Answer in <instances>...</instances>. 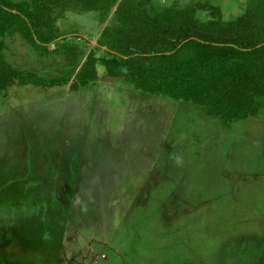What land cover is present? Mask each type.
<instances>
[{"label":"rangeland","instance_id":"1","mask_svg":"<svg viewBox=\"0 0 264 264\" xmlns=\"http://www.w3.org/2000/svg\"><path fill=\"white\" fill-rule=\"evenodd\" d=\"M121 1L107 15L74 5L45 47L2 39L24 76H73L0 92V264H264V109L215 119L108 78L100 61L97 81L71 90L89 55L115 59L99 42ZM176 1L234 21L248 0H152Z\"/></svg>","mask_w":264,"mask_h":264},{"label":"trees","instance_id":"2","mask_svg":"<svg viewBox=\"0 0 264 264\" xmlns=\"http://www.w3.org/2000/svg\"><path fill=\"white\" fill-rule=\"evenodd\" d=\"M117 0H0V92L34 85L53 88L65 78L47 81L24 76L4 59L2 39L19 32L37 47L58 40L56 20L78 5L82 12L107 15ZM211 9L202 22L199 13ZM115 21L99 47L115 59L87 58L71 86L77 91L97 81V62L107 77L123 80L154 96L205 107L225 121L256 118L264 109V0H248L243 15L224 21L209 3L176 1L162 11L152 0H122Z\"/></svg>","mask_w":264,"mask_h":264},{"label":"crops","instance_id":"3","mask_svg":"<svg viewBox=\"0 0 264 264\" xmlns=\"http://www.w3.org/2000/svg\"><path fill=\"white\" fill-rule=\"evenodd\" d=\"M251 119H253V118H251ZM227 122H229V121H227Z\"/></svg>","mask_w":264,"mask_h":264}]
</instances>
